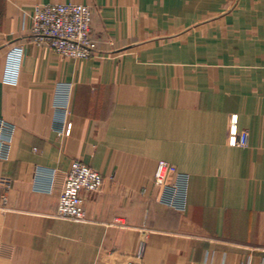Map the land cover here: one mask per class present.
Listing matches in <instances>:
<instances>
[{"label": "crops", "instance_id": "obj_1", "mask_svg": "<svg viewBox=\"0 0 264 264\" xmlns=\"http://www.w3.org/2000/svg\"><path fill=\"white\" fill-rule=\"evenodd\" d=\"M70 2L86 60L31 37ZM0 119V264H264V0H0ZM72 161L103 178L78 222L55 216Z\"/></svg>", "mask_w": 264, "mask_h": 264}, {"label": "built area", "instance_id": "obj_2", "mask_svg": "<svg viewBox=\"0 0 264 264\" xmlns=\"http://www.w3.org/2000/svg\"><path fill=\"white\" fill-rule=\"evenodd\" d=\"M92 11L88 5L38 4L32 12L31 37L38 44H45L59 57L86 60L97 51V42L91 34ZM63 132L69 134L70 125ZM12 126L0 119V160L8 157ZM248 133L243 131L234 140V146L245 148ZM172 169L159 162L154 173V185L161 186ZM103 184L102 176L80 161H72L65 173L64 183L57 198L55 216L59 219L83 221L85 210L81 193L98 192ZM143 253L133 257L110 255L107 264H144Z\"/></svg>", "mask_w": 264, "mask_h": 264}]
</instances>
